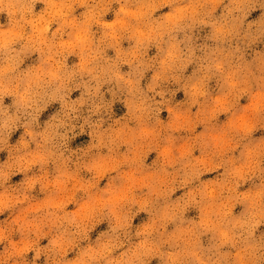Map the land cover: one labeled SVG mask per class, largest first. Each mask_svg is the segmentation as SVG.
I'll return each instance as SVG.
<instances>
[{
    "label": "clouds",
    "instance_id": "obj_1",
    "mask_svg": "<svg viewBox=\"0 0 264 264\" xmlns=\"http://www.w3.org/2000/svg\"><path fill=\"white\" fill-rule=\"evenodd\" d=\"M0 264H264V0H0Z\"/></svg>",
    "mask_w": 264,
    "mask_h": 264
}]
</instances>
